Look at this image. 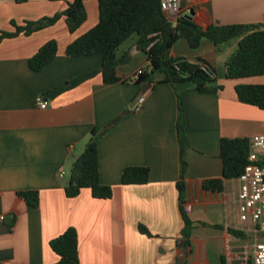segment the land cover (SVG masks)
<instances>
[{"label": "crops", "instance_id": "1", "mask_svg": "<svg viewBox=\"0 0 264 264\" xmlns=\"http://www.w3.org/2000/svg\"><path fill=\"white\" fill-rule=\"evenodd\" d=\"M74 0H0V36L63 13ZM180 14L200 27L254 25L264 20V0H180ZM88 18L71 33L66 19L31 35L0 42V264H56L59 256L50 243L69 228L77 230L80 264H254L256 245L264 234L254 221L242 219L241 183L226 180L221 193L207 191L205 180L223 177L220 142L223 138L264 136V111L238 101L239 84H264V76L244 81L226 78L225 64L242 37L218 49L204 38L197 49L180 38L177 57L191 63L205 61L222 86L217 93H199L193 84L156 83L146 93L134 83L106 85L100 57L71 58L68 46L96 27L99 0H86ZM58 43L56 59L40 72L29 61L48 42ZM134 35L118 50L131 61L118 68L127 80L148 67V56ZM97 74L57 96L44 95L83 74ZM163 78L156 75L157 81ZM181 95L189 146L185 152L186 210L195 222L186 248L184 220L177 183L182 174L177 124ZM144 96L139 111L134 107ZM48 108H38V100ZM120 121L99 140L100 177L113 189L112 199L93 197L85 189L68 198L65 185L74 159L80 156L92 130ZM128 167H149L145 185H123ZM64 172L62 179L60 174ZM37 191L38 208L20 192ZM10 225H13L10 228ZM145 226L152 236L143 234ZM233 232H239L241 236Z\"/></svg>", "mask_w": 264, "mask_h": 264}, {"label": "trees", "instance_id": "2", "mask_svg": "<svg viewBox=\"0 0 264 264\" xmlns=\"http://www.w3.org/2000/svg\"><path fill=\"white\" fill-rule=\"evenodd\" d=\"M24 4L28 0H15ZM100 20L96 27L72 42L67 48V56L71 58L100 57L102 59L103 76L106 85L120 82L134 83L142 86L147 83L193 84L199 93H217L222 86H215L216 79L205 70L207 64L200 60L191 63L173 53L176 41L184 38L193 49L200 47L204 38L209 39L221 49L233 39L242 37L237 51L225 64L226 78L230 81H244L264 76V20L254 25H210L204 29L189 16H180L171 20L162 10V0H99ZM66 19L71 33L77 32L86 22V0H74L67 9L54 17L44 18L37 22H26L24 26L13 24L15 32H2L0 42L15 38L21 34L31 35L37 31L54 25L60 18ZM181 33V34H179ZM138 35V46L148 56L149 65L137 80L133 77L123 80L118 76V68L131 61L129 54L118 58L119 48L132 36ZM58 55V43L50 41L30 59L32 71L40 72L50 65ZM97 72L83 74L60 87L47 92L44 97H57L83 82L93 78ZM163 78L157 81L156 75ZM239 102L254 106L264 111V84H239L235 87ZM180 118L177 124L178 140L181 147L182 174L177 183L179 206L184 220L182 237L186 248L191 245L192 231L195 222L186 210V169L185 152L189 146L186 131V119L181 95L178 94ZM120 121L114 120L107 128L90 133L89 141L83 153L74 159L71 174L65 185L68 198H76L85 189L91 190L93 197L102 200L112 199L113 189L105 186L100 177L99 140ZM249 138H223L220 142V158L223 162V177L205 180L204 188L213 193H221L226 180L238 179L249 166L260 164L250 159L251 147ZM149 167H128L122 175L123 185H145L150 180ZM19 196L29 205L38 208L40 197L37 191L20 192ZM13 225H10L12 228ZM143 234L152 236L149 230L141 225ZM241 236L239 232H233ZM52 250L59 256L56 264H80V240L76 229L69 228L64 234L51 241ZM222 264H226L225 259Z\"/></svg>", "mask_w": 264, "mask_h": 264}, {"label": "built area", "instance_id": "3", "mask_svg": "<svg viewBox=\"0 0 264 264\" xmlns=\"http://www.w3.org/2000/svg\"><path fill=\"white\" fill-rule=\"evenodd\" d=\"M162 10L171 20H177L180 16V0H162ZM144 69L139 70L133 79L137 80L143 73ZM205 70L210 72L208 66ZM145 102V97L141 96L134 107L135 111H139ZM37 106L41 110L48 108V101L41 97ZM252 161L260 162V164L249 166L245 173L237 180L241 183L240 191V210L242 219L248 220L252 213L254 221L257 223L261 232L264 234V136H255L250 140ZM60 177L63 179L65 173L62 172ZM4 216L0 217V221H4ZM254 264H264V242L256 245Z\"/></svg>", "mask_w": 264, "mask_h": 264}, {"label": "water", "instance_id": "4", "mask_svg": "<svg viewBox=\"0 0 264 264\" xmlns=\"http://www.w3.org/2000/svg\"><path fill=\"white\" fill-rule=\"evenodd\" d=\"M190 14H191V16H189L190 19H193L194 12H190ZM179 34H181V33H179ZM151 88H152V84L151 83L144 84L143 87H142V92L146 93Z\"/></svg>", "mask_w": 264, "mask_h": 264}]
</instances>
